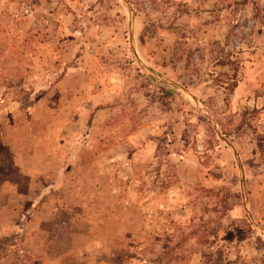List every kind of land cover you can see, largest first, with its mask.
Instances as JSON below:
<instances>
[{
	"label": "rangeland",
	"instance_id": "1",
	"mask_svg": "<svg viewBox=\"0 0 264 264\" xmlns=\"http://www.w3.org/2000/svg\"><path fill=\"white\" fill-rule=\"evenodd\" d=\"M81 219L94 264H264V0H0V255Z\"/></svg>",
	"mask_w": 264,
	"mask_h": 264
},
{
	"label": "crops",
	"instance_id": "2",
	"mask_svg": "<svg viewBox=\"0 0 264 264\" xmlns=\"http://www.w3.org/2000/svg\"><path fill=\"white\" fill-rule=\"evenodd\" d=\"M61 223L62 225L67 224V226L70 227L67 229L66 233L70 238L69 244L63 253L47 254L45 251H39L40 245H37L36 242L33 247L25 248L22 246L23 248L21 249L18 238V242H14L13 245L6 250L9 253H2V255H0V264H94V261L92 262L91 260V255L84 254L86 253V251H84L85 243L80 245L76 243L77 239L85 237L86 235L90 236V232L85 229L84 219H81L80 225L75 223L73 226L68 221H62ZM26 227L29 236L31 234L35 236L38 228L42 230L37 224V221L34 220L28 222ZM47 235L49 238L50 236L52 237L50 238L52 241V233L47 232ZM90 248L91 247H89V249ZM94 254H96L95 249ZM65 259H67V261H65Z\"/></svg>",
	"mask_w": 264,
	"mask_h": 264
}]
</instances>
